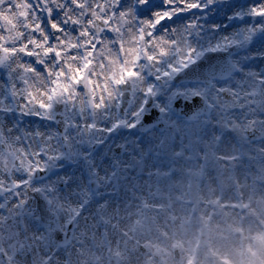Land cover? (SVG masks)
I'll return each instance as SVG.
<instances>
[{
	"label": "snow or ice",
	"instance_id": "1",
	"mask_svg": "<svg viewBox=\"0 0 264 264\" xmlns=\"http://www.w3.org/2000/svg\"><path fill=\"white\" fill-rule=\"evenodd\" d=\"M257 62L264 0H0V264H264Z\"/></svg>",
	"mask_w": 264,
	"mask_h": 264
},
{
	"label": "rangeland",
	"instance_id": "2",
	"mask_svg": "<svg viewBox=\"0 0 264 264\" xmlns=\"http://www.w3.org/2000/svg\"><path fill=\"white\" fill-rule=\"evenodd\" d=\"M261 63H264V62H257L258 65L261 64ZM213 175H214V173H213ZM213 186H215V183H213ZM176 194H179V193H176ZM232 194H233V193H232V190H231V189H226V192H225V196H226V197H227V196H231ZM257 195H259V194H257ZM175 207H176V209H177L176 214L179 215V214H180V212H179V208H180L179 203H177V204L175 205ZM133 264H135V261L133 262Z\"/></svg>",
	"mask_w": 264,
	"mask_h": 264
}]
</instances>
